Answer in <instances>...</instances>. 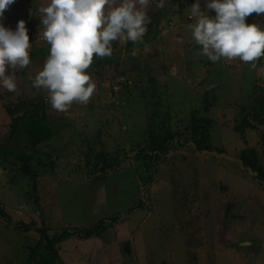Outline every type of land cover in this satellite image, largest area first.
Segmentation results:
<instances>
[{
	"label": "rangeland",
	"instance_id": "1",
	"mask_svg": "<svg viewBox=\"0 0 264 264\" xmlns=\"http://www.w3.org/2000/svg\"><path fill=\"white\" fill-rule=\"evenodd\" d=\"M47 2L16 0L5 12V27L25 21L29 53L48 52L38 11ZM193 3H150L145 43L113 42L114 58L103 57L113 63L86 70L96 85L87 104L59 112L32 87L48 54L11 70L16 90L0 87V153L12 147L7 107L42 99L50 123L62 130L29 153L31 175L13 157L0 163V205L11 218L0 216V264H40L54 255L41 230L49 238L67 231L73 241L99 223L103 229L90 239L101 244L92 242L89 251L103 264H264V124L254 111L264 57L255 68L238 59L210 62L188 27ZM200 5L205 10L204 0ZM246 23L264 27V13ZM194 114L211 122L209 151L196 149ZM162 142L168 149L159 151ZM251 151L257 169L241 159ZM57 247L65 257L75 246Z\"/></svg>",
	"mask_w": 264,
	"mask_h": 264
},
{
	"label": "clouds",
	"instance_id": "2",
	"mask_svg": "<svg viewBox=\"0 0 264 264\" xmlns=\"http://www.w3.org/2000/svg\"><path fill=\"white\" fill-rule=\"evenodd\" d=\"M163 0H48L38 9L48 55L32 80L34 89L46 92L52 109L65 112L73 103L87 104L96 85L86 71L96 58L111 57L113 42H143L150 22V3ZM16 0H0V87L17 88L11 70L30 63L28 30L25 21L5 27L6 10ZM200 0L190 6L194 23L188 25L200 54L216 63L222 58L251 63L264 57V27L246 23L252 13H264V0ZM215 15H209V11ZM135 54V52H133Z\"/></svg>",
	"mask_w": 264,
	"mask_h": 264
},
{
	"label": "trees",
	"instance_id": "3",
	"mask_svg": "<svg viewBox=\"0 0 264 264\" xmlns=\"http://www.w3.org/2000/svg\"><path fill=\"white\" fill-rule=\"evenodd\" d=\"M145 43V42H144ZM143 42H138L135 44L140 45L144 44ZM131 45L127 46L126 49H131ZM39 53H42L43 55L48 54L45 50H37L30 52V60H33L37 58ZM114 56V53L112 54V58ZM105 60V59H104ZM113 60V59H112ZM115 60V59H114ZM105 62V61H104ZM109 61H107L108 63ZM118 62V59H117ZM255 103H257V106L255 107V112H259V115H257V122L258 125L260 123L264 124V90L260 89V94L255 100ZM46 104H44L42 99H39V101L35 102H22L17 106L13 107H7L6 113L8 117L12 120V123L10 125V133L8 137V144L12 145L11 148L3 149L0 153V163L5 162L8 157H13L19 161H21L25 167H23L22 171L26 175H31V170L29 169V153L33 150L38 148L41 144L48 143L52 141L53 139L57 138L58 135L61 133L62 128L60 126H56L53 123H50V117L46 113ZM261 113H263L261 115ZM262 117V118H261ZM193 124H192V139L197 146L198 151H209L210 150V141L211 136L209 133V127H210V120L205 118H197V116L194 114L193 117ZM249 122V121H245ZM247 124V123H246ZM244 126V125H243ZM246 126V125H245ZM249 128L255 129L253 125L250 123L246 126ZM171 137L167 136V139ZM20 144H23L20 148ZM163 148L168 149V145L165 144V142L160 143L158 146V150L162 151ZM157 148H154L156 150ZM251 156H246L245 154H242L241 159L244 162L245 166H248L252 169H257V163H256V155L254 151L250 152ZM258 172L262 174L261 169H258ZM0 216L7 219L9 223H11V218L9 215L5 212V210L0 205ZM20 223L16 225L17 229H23L20 227ZM26 229H23V231H30L31 227L30 225H25ZM101 229H103V225L99 223L98 225L87 228L84 230H81L79 232V236H83L85 238H90L92 236H95L100 233ZM39 233L42 234V241L46 243V248L48 250H51L54 255H50L47 258L42 259L39 261L40 264H65L64 259L59 253L58 245L55 249V244H61L65 242L67 239H71V234L67 231L63 232L62 234L56 235L54 238H49L46 233L41 230ZM102 233V232H101Z\"/></svg>",
	"mask_w": 264,
	"mask_h": 264
},
{
	"label": "crops",
	"instance_id": "4",
	"mask_svg": "<svg viewBox=\"0 0 264 264\" xmlns=\"http://www.w3.org/2000/svg\"><path fill=\"white\" fill-rule=\"evenodd\" d=\"M162 17H163V15H162ZM37 50H45V49H34V51H37ZM33 51V52H34ZM46 51V50H45ZM32 52V51H31ZM40 54V56H42L43 54L42 53H39ZM47 55V54H46ZM95 57V56H94ZM105 59V58H104ZM103 58H97L96 59V61L94 62L93 61V63H92V65L93 66H98L99 64V62L98 61H100V63H102L101 65H105V64H107V61L106 60H104ZM94 60V59H93ZM105 61V62H104ZM110 62V64L111 63H113L112 62V60H110L109 61ZM100 65V66H101ZM109 65V64H108ZM77 179V178H76ZM79 232H81V231H79ZM79 232H77V234H75L76 236H74V237H76V238H74L73 239V241H72V238L71 239H69V241L67 240V241H65V242H63V243H61V244H59L58 246H62V244H66V243H70L71 245L73 244L75 247L74 248H72V250H71V252L70 253H66V254H64L65 255V257H63L62 255V258L64 259V262L66 263V264H72V262H74L73 264H91V261L89 260V258H91L92 257V259H93V261H97V264H103V263H101V262H103V258H101V259H97V257H95L94 255H92L91 254V252L89 251V249H90V247H92V245H93V243L92 242H94V243H97V244H101L100 243V241L99 240H93V239H90L89 238V240H87L88 238H85V237H83V236H79L78 234H79ZM78 238V240L80 239V238H83V239H80L79 240V242L78 243H76V245H75V240ZM85 238V239H84ZM73 242V243H72ZM118 244V243H117ZM140 244H142V243H140ZM108 246L107 247H109V246H111V245H113L112 243H108L107 244ZM77 246H78V248H77ZM114 246V245H113ZM116 246V245H115ZM118 246V245H117ZM144 246H145V243H144ZM76 248V249H75ZM59 249V248H58ZM107 250V249H106ZM75 251V252H74ZM77 251V252H76ZM143 252L142 250H141V248H140V250L138 251V252ZM60 252V251H59ZM102 252V251H101ZM61 253V252H60ZM78 253V254H77ZM138 255H140V254H138ZM98 256H102L101 254L100 255H98ZM106 256H107V254H106ZM93 257H95V258H93ZM100 258V257H99ZM126 260V258H121V262H119V264H127V262L125 261ZM137 262H141V261H139V260H137L136 259V261L134 260V258L132 259V258H130L129 259V261H128V264H131V263H136V264H138ZM109 264V263H108Z\"/></svg>",
	"mask_w": 264,
	"mask_h": 264
}]
</instances>
